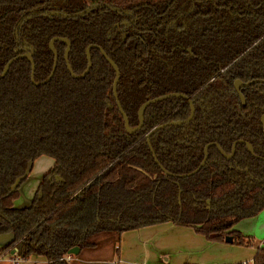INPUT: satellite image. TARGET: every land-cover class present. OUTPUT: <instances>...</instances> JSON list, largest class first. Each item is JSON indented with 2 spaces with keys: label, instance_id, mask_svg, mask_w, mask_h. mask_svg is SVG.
Wrapping results in <instances>:
<instances>
[{
  "label": "trees",
  "instance_id": "trees-1",
  "mask_svg": "<svg viewBox=\"0 0 264 264\" xmlns=\"http://www.w3.org/2000/svg\"><path fill=\"white\" fill-rule=\"evenodd\" d=\"M79 18L38 15L25 21L19 40L31 49L33 80L45 81L53 68L48 48L55 37L69 40L73 73L87 67L86 48L97 46L119 70L117 101L129 128L148 100L177 93L150 105L143 124L127 132L113 96L114 71L98 49L91 68L73 79L64 61L66 44L53 45L58 60L51 80L34 86L31 65L16 60L0 79V236L19 245L23 260L75 264L83 253L111 245L119 255L124 233L172 223L192 228L209 242L249 247L235 230L264 211V84L234 90L235 80L264 81V0H0V74L23 50L15 39L18 22L33 12H80ZM129 11L120 15L103 6ZM133 23L125 27L120 22ZM119 24V25H118ZM153 133L149 144L146 136ZM245 140L253 150L232 143ZM53 166L28 208L15 209L18 188L36 159ZM166 171L169 175L164 173ZM79 253L66 261L68 252ZM251 264H264V244Z\"/></svg>",
  "mask_w": 264,
  "mask_h": 264
},
{
  "label": "crops",
  "instance_id": "crops-1",
  "mask_svg": "<svg viewBox=\"0 0 264 264\" xmlns=\"http://www.w3.org/2000/svg\"><path fill=\"white\" fill-rule=\"evenodd\" d=\"M16 202L14 208H24L17 207ZM238 225L239 223L236 226ZM237 231L248 237L241 229ZM11 241V235L0 236V264H11L9 260L20 255L19 247H15L10 252H1ZM227 244L209 242L203 236L196 234L192 228L166 223L124 233L120 238L118 256L113 248L112 255L106 259L101 256L93 259L85 252L83 255L86 256L73 262L75 264H138L136 260L143 258L150 264H251L256 251L263 247L264 240L253 245L254 254L249 256L248 254L244 256L242 252L233 256L235 248L226 246ZM24 261L27 264H47L44 258L38 256H31Z\"/></svg>",
  "mask_w": 264,
  "mask_h": 264
},
{
  "label": "water",
  "instance_id": "water-1",
  "mask_svg": "<svg viewBox=\"0 0 264 264\" xmlns=\"http://www.w3.org/2000/svg\"><path fill=\"white\" fill-rule=\"evenodd\" d=\"M100 7H102V6H99V5L90 6V7L86 8V9H84V10H82L80 12L74 13V14H67V13H64V12H61V11L33 12V13H30L29 15L23 17L18 22V24L16 26V29H15V39L18 42V44L21 46V48L23 50V54L15 57V58H12L11 60H9L5 64V66H4L3 70H2V73L0 74V79L3 78V77H5V75L7 74L10 66L16 60H18V59H26V60H28V62L31 65V82H32V84L34 86H40V85H43V84L49 82L51 80V78L53 77V75H54V72H55V69H56V65H57V60H58L57 53H56V51L54 50V47H53V45H54V43L56 41L64 42L66 44V48H65V51H64V61H65V64H66V67H67V70H68L70 76L73 79H81V78H84L88 74V72H89V70L91 68V56H90L91 49H98L100 51L102 57L111 66V68L114 71L115 76H114L113 87H112V89H113V96H114V98H115V100L117 102V107H118V110H119L120 115L123 118L124 128H125V130L127 132L131 133V132H136V131L140 130V128L142 127V124H143V115H144V112H145L146 108L149 105L153 104V103H156V102H159V101H163V100L168 99V98H177V97H179V98H182V99L186 100L189 103V106H190V116L187 119V122L190 121L191 118H192V116H193V113H194V108H193V105H192L191 101L187 97H185L184 95H182V94H169V95H166V96H163V97H159V98H156V99H153V100H149V101L143 103L139 107V109L137 111V119H138V125H137V127L133 128V129L129 128L128 119H127L125 113L123 112V110H122L119 102L117 101L116 88H117V84L119 82V70H118L117 66L115 65V63L110 58L107 57V55L103 52V50L101 48L97 47V46H94V45H90V46H88L86 48L85 55H86L87 67H86V70L81 75L77 76V75H75L73 73V71L71 69V66L69 65V62H68V54H69V51H70V48H71V45H70L69 40L66 39V38H60V37H55V38L51 39L50 42H49V44H48V48L52 52V54L54 56L52 71L50 73V76L45 81L40 82V83L34 82V80H33L34 63H33V59H32V56H31L32 49L25 42H22V41L19 40V32H20V29H21L22 25L24 24V22L27 21V20H29L30 18L35 17V16H38V15H44V16H50V17H61V18H79V17H83V16L87 15L90 11H92L94 9H98ZM103 7L105 9H107V10H111L113 12H116V13L120 14V15H132V13L129 12V11H124V10H121L119 8L111 7L109 5H105ZM131 21H133V20H131ZM123 25L127 27L129 25V23L128 22H123ZM256 83H260V82L259 81H251V82L246 83V84H243V83H241L239 81H236L235 82V84H234L235 89L238 92L239 97H240V99H241L242 102L244 100H243V97L241 96V94L239 92L240 88L241 87L251 86V85L256 84ZM261 123H262V126H263V132H264V116L261 119ZM179 124H181V122H172V123H170V125H179ZM162 127L155 128L153 130V132H151V134H148L146 136V142H147V144L149 146V149H150V152L152 153V156H153V158H154V160H155V162L157 164H158V162H157V160H156V158H155V156L153 154L152 148H151V146L149 144V138H150V136L153 133H155L158 129H160ZM237 144H244L246 146L247 150L249 151V153L251 155L253 154L252 151H251V147L249 146V144H247L246 142H243V141H237V142H235L233 144L230 155H226L225 153H223V151L220 149V147L217 144H208V145L205 146V148L203 150L204 158H203L202 162L200 163V165L193 172H191V173H189L187 175H182L180 177L183 178V177L192 176V175L196 174L202 167H204L205 162H206L207 157H208V149L211 146L216 147L217 150H218V152L224 158L229 159L234 154L235 147H236ZM159 167H160V165H159ZM164 173L166 175H169L166 171H164ZM231 242H232V239L230 237H226L225 238V243L231 244ZM78 253H79V249L78 248L71 249L68 252L69 255H73V256L78 255Z\"/></svg>",
  "mask_w": 264,
  "mask_h": 264
},
{
  "label": "rangeland",
  "instance_id": "rangeland-1",
  "mask_svg": "<svg viewBox=\"0 0 264 264\" xmlns=\"http://www.w3.org/2000/svg\"><path fill=\"white\" fill-rule=\"evenodd\" d=\"M52 166H53V159L47 156H40L38 159L34 161L31 172L28 174V177L24 181L21 188H19V196L15 200L17 201L16 203L18 204L17 207H27L31 204L32 199H33L32 197L34 195L35 189L38 186V183L41 181L44 173H46ZM15 201L13 202V206H14ZM234 229L235 230L241 229L244 232L243 233L241 231L243 234L251 238L252 246L241 247V246H237L233 244H227L226 246L235 248L233 256H237L240 252H242L244 256L247 254L248 256L249 254L251 255L254 254L253 245H256L257 243H259V241L264 240V211H262L260 214H258L257 216L253 218L240 221L239 225L235 226ZM217 243L224 244V243H219V242ZM112 249L113 247L111 245H107L100 249L88 251L86 254L87 256H90L93 259H96V256H101V258L106 259V257L112 255ZM32 256L35 257L34 255ZM83 256H86V255H82L81 258H83ZM227 256H232V255H227ZM18 263L27 264L25 261H20ZM136 263L150 264L147 261H145L143 258L137 259Z\"/></svg>",
  "mask_w": 264,
  "mask_h": 264
},
{
  "label": "flooded vegetation",
  "instance_id": "flooded-vegetation-1",
  "mask_svg": "<svg viewBox=\"0 0 264 264\" xmlns=\"http://www.w3.org/2000/svg\"><path fill=\"white\" fill-rule=\"evenodd\" d=\"M131 20L134 21V18H132ZM131 20H129V21H122V22H120V23H121L122 25H123V22H128L129 24H130V23H133V21H131ZM118 25H119V24H118ZM128 26H129V25H128ZM128 26H127V27H128ZM125 27H126V26H125ZM236 81H239V82H241V83H243V84L249 83V82H251V81H259L260 83H256V84H261V83L264 84V81H261V80H251V81H247V82H242V81H240V80H235L234 83H233V87H234V90H235V92H236V94H237L239 100H240L241 105H244V103H245V98H244L243 94L241 93V90L244 89V88H249V87H251V86H253V85H255V84H253V85H251V86L241 87V88H240L239 92H240V94H241V96L243 97V100H244V101L242 102L241 99H240V97H239V94H238V92L236 91L235 86H234V84H235ZM172 94H177V93H172ZM167 95H169V94H167ZM182 95H183V94H182ZM165 96H166V95H165ZM161 97H163V96H161ZM185 97H186V96H185ZM158 98H159V97H158ZM177 98H179V97H177ZM187 98H188V97H187ZM155 99H156V98H155ZM168 99H169V98H168ZM188 99H189V98H188ZM151 100H153V99H151ZM165 100H167V99H165ZM183 100H184V99H183ZM189 100L191 101V99H189ZM148 101H149V100H148ZM163 101H164V100H163ZM184 101H186V100H184ZM146 102H147V101H146ZM159 102H161V101H159ZM186 102H187V101H186ZM156 103H157V102H156ZM187 103H188V102H187ZM191 103H192V101H191ZM153 104H154V103H153ZM151 105H152V104H151ZM188 105H189V103H188ZM192 105H193V103H192ZM149 106H150V105H149ZM149 106H148V107H149ZM148 107H147V108H148ZM147 108H146V109H147ZM193 108H194V106H193ZM189 110H190V106H189ZM194 113H195V110H194ZM194 113H193V116H194ZM189 116H190V113H189ZM189 116H188V118H189ZM193 116H192V118H193ZM263 116H264V114H262V116L260 117V123H261V119H262ZM188 118H187V119H188ZM192 118H191V120H192ZM187 119L184 120V121H174V122H181V124H186V123H188V122L191 121V120H190V121L187 122ZM170 123H172V122H170ZM170 123H168L167 125H170ZM179 125H180V124H179ZM162 126L165 127L166 125H161V126H158V127H155V128H159V127H162ZM261 126H262V123H261ZM163 127H162V128H163ZM155 128H154V129H155ZM154 129H153V130H154ZM160 129H161V128H160ZM153 130H152L151 132H153ZM158 130H159V129H158ZM158 130H157V131H158ZM157 131H156V132H157ZM151 132H150L149 134H151ZM262 132H263V126H262ZM263 135H264V132H263ZM237 141H243V142H246L245 140H241V139H239V140L234 141V142L232 143V146H233V144H234L235 142H237ZM246 143L249 144L248 142H246ZM209 144H216V143H209ZM207 145H208V144H207ZM217 145H218V144H217ZM237 145H243V146H245L244 144H237ZM237 145H236V146H237ZM232 146H231V150H232ZM249 146L251 147L250 144H249ZM211 147H214V146H211ZM204 148H205V147H204ZM215 148H216V147H215ZM245 148H246V146H245ZM216 149H217V148H216ZM220 149H221V148H220ZM235 149H236V147H235ZM246 150H247V148H246ZM217 151H218V150H217ZM251 151H252V153H253L252 147H251ZM247 152L249 153L248 150H247ZM230 154H231V152H230L229 154H226V155H230ZM234 154H235V151H234ZM234 154L232 155V157L234 156ZM249 154H250V153H249ZM250 155H251V154H250ZM251 156H255V154L253 153ZM222 157H223V156H222ZM232 157H231V158H232ZM223 158H224V157H223ZM231 158H229V159L225 158V159L230 160ZM256 158L264 161V159L261 158V157H257V156H256ZM53 163H54V162H53ZM32 168H33V165H32ZM32 168H31V170H32ZM51 168H52V167H51ZM51 168H50V169H51ZM50 169H49L46 173H48V172L50 171ZM31 170L29 171V173L31 172ZM29 173H28V174H29ZM46 173H45V174H46ZM28 174H27V177H28ZM45 174H44V175H45ZM44 175H43V176H44ZM27 177H26V179H27ZM42 178H43V177H42ZM41 182H42V179H41L40 183H41ZM40 183L38 184V186L40 185ZM22 185H23V184H21L19 188H21ZM38 186H37V188H36V191H37V189H38ZM19 188H18V190H17V191H18V196H19ZM36 191L34 192L33 198H34V196H35ZM32 200H33V199H32ZM31 203H32V202H31ZM30 205H31V204H30ZM30 205H29V206H30ZM29 206L24 207V208H28ZM15 209H16V208H15ZM20 209H23V208H20ZM15 247H19V245L14 246L11 250H13ZM11 250H8L7 252H10ZM19 250H20V247H19ZM17 258H22L21 251H20V255L17 256ZM23 261H24V260H23Z\"/></svg>",
  "mask_w": 264,
  "mask_h": 264
},
{
  "label": "built area",
  "instance_id": "built-area-1",
  "mask_svg": "<svg viewBox=\"0 0 264 264\" xmlns=\"http://www.w3.org/2000/svg\"><path fill=\"white\" fill-rule=\"evenodd\" d=\"M116 248H118V247H116ZM72 256L73 255L68 254V256H66L65 260L66 261H72L73 260ZM0 259H1V257H0ZM9 261L11 264H17L18 262L23 261V258L13 257ZM115 264H117V263H115ZM244 264H248V263H244Z\"/></svg>",
  "mask_w": 264,
  "mask_h": 264
}]
</instances>
